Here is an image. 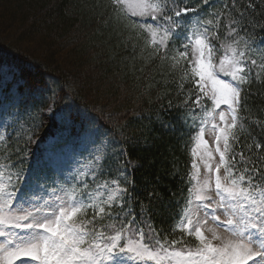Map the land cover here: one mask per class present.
<instances>
[{"label":"snow or ice","instance_id":"obj_1","mask_svg":"<svg viewBox=\"0 0 264 264\" xmlns=\"http://www.w3.org/2000/svg\"><path fill=\"white\" fill-rule=\"evenodd\" d=\"M217 3L220 12L214 10ZM203 4L213 11L190 8L187 0H109L108 8L115 18L127 22L129 30L150 37L153 55L162 61L170 59L173 69L182 73L179 90L185 98L161 103L166 98L157 96L158 107L147 116L149 131H154L155 124L181 137L198 126L191 137L195 145L191 154L196 157L201 144L207 149L205 125L217 116L223 122L222 127L210 125L219 131L215 148L219 162L213 169L205 160L208 173L215 172L214 184L211 175L200 179L194 159V171L187 180L181 177L189 185L187 196L178 187L176 191L168 188L166 198L160 189L168 186L159 177L138 185L134 170L141 165L131 159L127 147L133 141L121 134L120 140L111 139L113 147L105 151L102 138L92 127L94 119L73 112L71 105L57 108L54 97L58 93L46 85L48 94L42 103L54 118L65 127L83 121L81 135L90 145L85 151L91 167L70 177L56 171L37 172L33 183L38 194L24 202L18 195L22 191L19 177L13 184L8 175L6 182L5 172L0 171V264H264V163L257 166L251 155L233 151L239 140L236 130L243 129L247 119L241 112L248 111V97L255 95L250 87L262 82L264 0H203ZM208 16L212 18L202 19ZM222 21L226 29L223 40L219 36ZM170 43L176 52L171 57ZM183 61H187V69ZM185 83L190 84L187 93H183ZM22 87L18 71L0 62V118L19 116L25 103ZM59 91L67 95L62 87ZM221 105L228 111L217 112ZM197 108L203 112L199 119L198 113L194 115ZM251 123L261 133L259 139L254 137L255 148L264 150L260 142L264 122ZM0 140L5 137L0 135ZM248 147L251 154L252 145ZM206 155L212 158L213 153L206 151ZM260 159L264 161V157ZM241 165L243 170H238ZM110 174L114 178H99ZM175 175L173 171L170 178ZM177 195L184 202L173 232L179 229L194 237V247L183 244V238L161 239L163 229L158 231L152 222L165 213L175 220L171 209L178 203ZM209 220L233 238L223 239L215 231L211 237L206 235Z\"/></svg>","mask_w":264,"mask_h":264},{"label":"trees","instance_id":"obj_2","mask_svg":"<svg viewBox=\"0 0 264 264\" xmlns=\"http://www.w3.org/2000/svg\"><path fill=\"white\" fill-rule=\"evenodd\" d=\"M108 4L109 0H0V62L18 71L23 86L21 99L25 102L18 117L4 118L0 130L5 137L0 140V171L4 170L6 176L11 175L13 184L17 183L18 176L22 191L34 187L37 172H52L46 160L47 150L56 143L52 137L60 136L61 132L71 138L81 136L83 121L77 120L65 127L42 103L48 94L45 86L51 85L58 93L54 97L57 108L71 105L73 112L90 116L95 121L92 127L110 141L113 137L120 140L121 134L133 141L127 147L131 159L141 165L134 170L138 185L146 179L159 177L168 186L160 189L166 198L168 188L176 191L178 187H182L187 196L189 185L181 177L187 180L193 170L191 137L197 128L178 137L155 124L152 125L154 131L146 127L148 114L158 107L157 96L166 98L161 103L166 100L175 103L185 98L179 90L182 73L173 69L170 59L162 61L154 56L150 37L129 30L126 21L111 14ZM187 6L204 8L199 1L193 0H187ZM214 10L220 12L222 8L217 3ZM224 23L221 22L219 32L221 40L226 31ZM77 30L80 33L74 37ZM80 34L85 38L83 42H79ZM36 36L42 39V44H48L40 48L36 45ZM64 38L74 46L70 53L74 54L72 65L62 56L65 43L59 44V41ZM179 43L177 40V47ZM172 49L170 43L169 57L176 54ZM88 51L93 52L90 60L85 57ZM87 63H92V67L100 72L95 82L90 77L81 81L80 68ZM183 65L188 68L187 61H183ZM260 77L262 82L250 87L255 95L248 97V111L241 112L247 119L243 121V129L238 127L236 130L239 140L233 145L234 152L243 151L246 157L251 155L252 163L257 166L264 163L260 159L264 157V150L255 148L254 137L259 139L261 133L251 121L264 122V70L260 71ZM97 82L102 85L98 86ZM61 87L67 95L59 91ZM189 88L190 84L185 83L183 93ZM97 93L99 95L94 97ZM192 99H195L194 95ZM196 113L200 114L201 110L197 108L194 115ZM144 140L149 142L144 143ZM260 142L264 143V140ZM249 145H252L251 154ZM238 170H243V165ZM173 171L177 175L170 178ZM99 178L104 180L114 176L101 175ZM176 200L178 203L171 209L175 220L165 213L163 218L153 217L152 222L158 231L163 229L161 239L165 236L169 241L183 238V244L194 247V237L179 229L173 232L179 220L176 214L184 202L179 195Z\"/></svg>","mask_w":264,"mask_h":264},{"label":"rangeland","instance_id":"obj_3","mask_svg":"<svg viewBox=\"0 0 264 264\" xmlns=\"http://www.w3.org/2000/svg\"><path fill=\"white\" fill-rule=\"evenodd\" d=\"M193 1L194 2L199 1L201 4H203V0H193ZM203 6H204V8H203L204 12L213 11L212 9L207 8L206 5L203 4ZM206 18H212V17L211 16L202 17V19H206ZM193 22H194V20H193ZM79 33H80V31L77 30L76 33L73 34V36L76 37L79 35ZM64 39H61L59 41V44L65 43L64 44V50H62L63 51L62 56L65 58L64 60H66V62L69 60L70 65H72V61L74 59L73 58L74 54H70V53H72L74 51V49H73L74 46L72 43L69 44L70 40H68V38L67 39L64 38ZM79 39H80L79 42H83L85 40V38H82V34H80ZM35 41H36V45L40 46V48L41 47L43 48V46L45 44H48V43L42 44L43 43L42 39L37 38V36L35 38ZM92 55H93V52L88 51L86 53L85 57L87 58V60H90ZM217 55H219V53H217ZM91 64L92 63H87L85 66L80 68V71L82 73L81 74V81H85L88 77L93 79L94 82L98 79L100 72L97 70V68H95V67L93 68ZM97 85H98V82H97ZM99 85L101 86L102 83H100ZM92 88H93V86H92ZM104 88L105 87H103V89ZM97 95H99V94L98 93L96 95L93 94L94 97H96ZM210 107H211V105H210ZM221 110L227 112L228 111L227 106L221 105L220 109H217V112H219ZM202 116H203V112L201 111L200 117H202ZM229 122H230V120H229ZM4 123H5V119L0 118V130L2 129ZM211 123H216V124L220 125L221 127L223 126V122L219 121L218 116H217L216 120L210 121L207 125H205L203 139L205 141H207V149H205V146L203 144H201L196 149L197 152L199 153V155H197L196 157H193V158L195 159V163L199 166L200 179L203 180L205 176L211 175L212 180H213V184H214L215 172L213 171V173L209 174L207 166L205 164V160H207L208 163L213 165V169H214L215 164L219 162V154L215 151L216 144H217L216 136L219 134V131H218V129H213L210 126ZM197 131H198V126H197ZM0 135H1V132H0ZM58 135H56L57 137H55V136L52 137L53 141L56 143L53 144L46 152V160H47V163H49V165L51 166L52 171L63 173V175L65 177H70L72 175H78L80 173L87 172V170L91 167V157L88 155V152L85 151L86 147L90 146L88 140L82 135L77 136V138L68 137L65 133L62 134V132L60 133V136H58ZM96 135L102 138L103 149L107 148V150H110L113 147L112 144H110V146H109L110 140H109V138H107V136L105 134H102L101 132L96 130ZM220 145H221V147L223 146L222 140L220 141ZM108 146H109V149H108ZM206 151H212V153H213L212 158L207 157ZM82 153H83V155H81ZM97 155H99V153H97ZM192 171H194V169ZM44 172L45 173H51V172H48V170L47 171L44 170ZM220 174L223 177V175H224V169L223 168H221ZM5 181L7 182V176L6 175H5ZM89 182L91 184V181H89ZM9 191H10V189H9ZM23 192L24 191H22L20 193L21 195H19L21 202L31 200L38 194L36 191L32 193L31 189H29V188H28V192L26 194H25V192L23 194ZM213 195H214V193H213ZM17 206H20V205H17ZM23 206L27 207V204L24 203ZM223 218H224L223 215H221V219H223ZM205 228H206L205 234L208 235L209 237H211L212 232L215 231V233L223 239L233 238V237H231V234L228 233L224 228L217 226L211 220L208 221ZM2 240H3V238H0V241H2ZM128 264H136V262L129 261ZM145 264H151V262H145ZM249 264H251V262H249Z\"/></svg>","mask_w":264,"mask_h":264}]
</instances>
